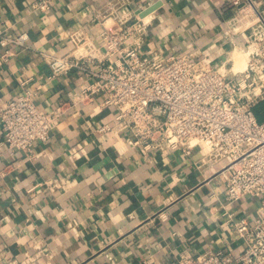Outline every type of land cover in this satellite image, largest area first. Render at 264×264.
<instances>
[{
  "label": "crops",
  "instance_id": "1",
  "mask_svg": "<svg viewBox=\"0 0 264 264\" xmlns=\"http://www.w3.org/2000/svg\"><path fill=\"white\" fill-rule=\"evenodd\" d=\"M33 1L0 0V34L28 35L23 47L9 46V56L0 57V106L24 88L35 92L41 111L63 106L32 155H10L0 145V264H177L182 250L239 253L242 245L221 207L218 166L197 169L199 151L143 154L127 144L126 134L94 132L111 123L113 110L101 105V96L71 104L85 76L71 70L48 78L43 57L65 54L66 37L77 30L98 41L95 13L117 0H56L45 12L31 10ZM121 1L124 11L158 3L148 14L142 52L197 50L218 62L235 42H244L227 28L236 12L230 0ZM246 1L264 10V0ZM51 180L61 188L48 190ZM256 207L246 197L226 209L251 221Z\"/></svg>",
  "mask_w": 264,
  "mask_h": 264
},
{
  "label": "built area",
  "instance_id": "2",
  "mask_svg": "<svg viewBox=\"0 0 264 264\" xmlns=\"http://www.w3.org/2000/svg\"><path fill=\"white\" fill-rule=\"evenodd\" d=\"M54 1L34 0L30 8L45 12ZM230 4L236 12L227 28L244 42H235L218 62L197 50L142 52L149 15L139 17L144 9L122 10L121 0L95 13L101 24L98 41L77 30L67 35L70 49L65 54L43 57L49 79L71 70L85 76L72 105L89 104L101 96V105L113 110L111 123L94 132L126 134L127 144L143 154L166 149L189 157L199 151L197 169L218 166L214 176L224 187L223 214L242 248L237 254L218 248L197 256L182 250L177 264H264V123L253 111L264 103V10L246 0ZM27 40L24 32L0 34V57L6 59L9 46L23 47ZM235 51L245 56L242 69L232 68ZM34 98L35 92L24 88L0 106V145L10 155H32L34 143L47 141L56 125L63 104L44 112ZM4 174L0 171V177ZM45 184L50 191L62 186L56 180ZM246 197L257 202L251 221L226 209Z\"/></svg>",
  "mask_w": 264,
  "mask_h": 264
},
{
  "label": "bare ground",
  "instance_id": "3",
  "mask_svg": "<svg viewBox=\"0 0 264 264\" xmlns=\"http://www.w3.org/2000/svg\"><path fill=\"white\" fill-rule=\"evenodd\" d=\"M145 19H147V18H145ZM235 52L239 57L236 56L234 58V56H233L234 53L231 55L230 59H231L232 64H233L232 68H233V70L242 69L245 65V56L241 52H238V51H235Z\"/></svg>",
  "mask_w": 264,
  "mask_h": 264
},
{
  "label": "rangeland",
  "instance_id": "4",
  "mask_svg": "<svg viewBox=\"0 0 264 264\" xmlns=\"http://www.w3.org/2000/svg\"><path fill=\"white\" fill-rule=\"evenodd\" d=\"M233 56L235 58L238 55L236 54V52H234ZM254 114L256 115V118L258 119V122H263L264 123V104L258 105V107L254 110Z\"/></svg>",
  "mask_w": 264,
  "mask_h": 264
},
{
  "label": "water",
  "instance_id": "5",
  "mask_svg": "<svg viewBox=\"0 0 264 264\" xmlns=\"http://www.w3.org/2000/svg\"><path fill=\"white\" fill-rule=\"evenodd\" d=\"M158 6V3H155L149 7H147L146 9H144L143 11L139 12V17H144L145 15L151 13L153 10L156 9V7Z\"/></svg>",
  "mask_w": 264,
  "mask_h": 264
},
{
  "label": "trees",
  "instance_id": "6",
  "mask_svg": "<svg viewBox=\"0 0 264 264\" xmlns=\"http://www.w3.org/2000/svg\"><path fill=\"white\" fill-rule=\"evenodd\" d=\"M260 104H264V103H258L255 107H254V109H253V111L258 107V105H260ZM256 116V115H255ZM257 119V118H256ZM257 121H258V119H257Z\"/></svg>",
  "mask_w": 264,
  "mask_h": 264
}]
</instances>
